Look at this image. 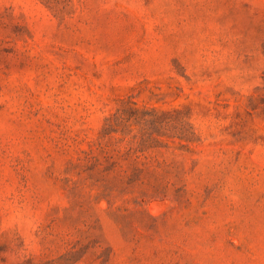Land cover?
<instances>
[{
  "label": "rangeland",
  "instance_id": "rangeland-1",
  "mask_svg": "<svg viewBox=\"0 0 264 264\" xmlns=\"http://www.w3.org/2000/svg\"><path fill=\"white\" fill-rule=\"evenodd\" d=\"M0 264H264V0H0Z\"/></svg>",
  "mask_w": 264,
  "mask_h": 264
}]
</instances>
